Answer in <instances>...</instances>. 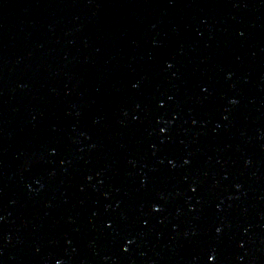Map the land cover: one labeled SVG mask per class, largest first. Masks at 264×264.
<instances>
[{
  "label": "water",
  "instance_id": "water-1",
  "mask_svg": "<svg viewBox=\"0 0 264 264\" xmlns=\"http://www.w3.org/2000/svg\"><path fill=\"white\" fill-rule=\"evenodd\" d=\"M100 38L264 54V0H0V62Z\"/></svg>",
  "mask_w": 264,
  "mask_h": 264
}]
</instances>
